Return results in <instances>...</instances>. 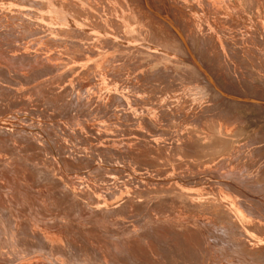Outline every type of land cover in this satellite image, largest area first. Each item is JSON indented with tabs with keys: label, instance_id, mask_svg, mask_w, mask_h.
Masks as SVG:
<instances>
[{
	"label": "rangeland",
	"instance_id": "rangeland-1",
	"mask_svg": "<svg viewBox=\"0 0 264 264\" xmlns=\"http://www.w3.org/2000/svg\"><path fill=\"white\" fill-rule=\"evenodd\" d=\"M255 1L0 0V165L17 154L55 174L59 187H66L61 190L67 189L64 204L56 209L61 215H68L76 204L72 196H79L92 211L103 202L114 209L127 199L143 202L146 210L151 206L157 220L150 219L146 210L125 214L114 210L102 221L104 229L125 236L118 230L126 224L128 232L140 230L146 235L154 226L177 248L175 264H264V106L224 98L207 86L206 76L191 63L203 62L225 93L264 102V0ZM147 4L157 7L165 20ZM42 124L44 130L39 128ZM14 131L17 140L10 138ZM19 171L47 200L51 192L47 185L39 187L36 178L22 167ZM79 213L78 219L87 218L81 216L82 210ZM180 214L183 221L177 219ZM247 219L253 224L246 225ZM176 227L192 233V228L201 227L206 240L200 259L189 235ZM221 227L229 237L244 242L242 249L220 242ZM132 234L126 237L136 235ZM181 238L186 250L192 248V260L178 255ZM14 250L8 247L5 252L12 256ZM212 252L219 254L215 258ZM86 261L81 264L90 263Z\"/></svg>",
	"mask_w": 264,
	"mask_h": 264
},
{
	"label": "bare ground",
	"instance_id": "bare-ground-1",
	"mask_svg": "<svg viewBox=\"0 0 264 264\" xmlns=\"http://www.w3.org/2000/svg\"><path fill=\"white\" fill-rule=\"evenodd\" d=\"M250 1V0H249ZM253 1V0H251ZM254 2H256L254 0ZM214 3V2H213ZM264 3V2H263ZM252 4V3H251ZM168 6V5H167ZM236 6V5H235ZM154 8V7H153ZM157 8V7H156ZM156 8H154L156 10ZM210 8V7H209ZM212 8V7H211ZM239 8V7H238ZM197 9V8H196ZM214 9V8H213ZM242 10L243 9H239ZM157 11V10H156ZM245 11V9H244ZM173 12V11H172ZM246 12V11H245ZM154 13V12H153ZM157 13L159 14V12L157 11ZM155 14V13H154ZM244 14V13H243ZM156 15V14H155ZM157 17L161 18L162 20H165L161 14L156 15ZM223 19V18H222ZM225 19V18H224ZM172 22V21H171ZM246 22V21H245ZM172 28L173 30H175L174 32L179 35L182 38V34L176 30L177 28L174 27V25L170 22H167ZM261 23V22H260ZM264 23V22H263ZM261 25V24H260ZM263 25V24H262ZM237 26V25H236ZM245 26V25H244ZM247 27V26H246ZM259 27V26H258ZM176 28V29H174ZM248 28V27H247ZM253 29V28H252ZM181 31V30H180ZM183 32V31H182ZM141 34V33H140ZM252 35V34H251ZM251 38V37H250ZM253 38V37H252ZM255 38V37H254ZM249 39V38H248ZM183 40V39H182ZM255 40V39H253ZM258 42V41H257ZM252 44V43H251ZM259 45V44H258ZM252 46V45H250ZM252 49H254L252 47ZM264 50V49H263ZM257 51V50H256ZM253 52V51H252ZM264 53V52H263ZM251 54H255V49L254 52ZM258 54V52H257ZM260 54V52H259ZM264 55V54H262ZM5 56V55H4ZM197 59V58H196ZM248 59V58H247ZM257 60V59H256ZM186 61V59H185ZM198 61V60H197ZM258 61V60H257ZM192 64H194V66L197 68V70L200 72V74L202 76H206L207 80L210 82V88L215 92H218L219 94H221L224 98L231 100V101H235V102H241V103H255L261 106H264V102L262 101H258L255 99H250V98H241L238 96H233L230 94H227L223 91V89H220V84L218 82L215 81V79L213 80L212 76L210 75L209 71L207 70L205 64H203V62H191ZM259 64V63H258ZM258 66V65H257ZM1 74V73H0ZM114 74V73H113ZM10 76V75H9ZM163 77V76H162ZM196 78V77H195ZM22 79V78H21ZM161 80V79H160ZM215 81V82H214ZM2 86V85H0ZM195 86V85H194ZM198 89V88H197ZM226 90V89H225ZM196 92V90H195ZM18 94V92H17ZM15 94V95H17ZM154 97V95H153ZM170 97V96H169ZM1 99V98H0ZM153 99V98H152ZM141 100V99H140ZM26 101V100H24ZM7 103V102H6ZM6 103L4 105H6ZM20 103V107H21V103ZM97 103V102H96ZM82 104V103H81ZM135 105V104H134ZM7 106V105H6ZM10 106H13L12 104ZM25 106V105H24ZM132 106V105H131ZM140 106V105H139ZM150 106V105H148ZM121 107V106H120ZM152 107V105H151ZM8 108V107H7ZM10 108L6 109L5 112H7ZM14 109V107H13ZM25 109V107H24ZM20 109L16 110L19 111ZM27 110V108L25 109V111ZM22 111V109H21ZM33 112V110H30ZM79 111V110H78ZM82 111V110H81ZM139 111V110H138ZM23 112V111H22ZM38 112V111H37ZM83 112V111H82ZM12 113V112H11ZM17 113V112H16ZM35 113V112H34ZM65 113V112H63ZM79 113V112H76ZM67 114V113H66ZM18 115V114H17ZM34 115V114H33ZM32 115V117H33ZM37 115V114H36ZM35 115V116H36ZM83 115V114H81ZM12 116V115H11ZM10 116V118H11ZM28 116V115H27ZM25 116V118L27 117ZM31 117V116H29ZM66 116L65 118L67 119ZM106 117V116H105ZM9 118V120H11ZM15 118V116H14ZM20 117H18L19 119ZM41 118V117H39ZM162 118V117H160ZM21 119V118H20ZM28 119V118H26ZM24 119V120H26ZM35 119V118H34ZM102 119V118H101ZM106 119V118H105ZM126 119V118H125ZM14 120V119H13ZM17 120V119H16ZM22 120V119H21ZM82 119H80L81 121ZM145 120V119H144ZM12 121V120H11ZM18 121V120H17ZM27 121V120H26ZM64 121V120H63ZM125 121V120H124ZM133 121V120H132ZM3 122V121H2ZM10 122V121H9ZM19 122V121H18ZM41 122V120H40ZM78 122V121H77ZM142 122V121H141ZM26 122H23V124ZM34 123V122H33ZM45 123V122H43ZM50 123V122H49ZM67 123V121H64V124ZM76 123V122H75ZM84 123V120H83ZM131 123V121H130ZM145 123V122H144ZM147 123V122H146ZM8 124V123H6ZM16 124V123H15ZM36 124H40L37 123ZM63 124V122H62ZM63 124V125H64ZM12 125V124H11ZM24 125V126H25ZM35 124H33L34 126ZM43 126L39 125L42 129L44 127V124H42ZM47 125V124H46ZM50 125V124H49ZM66 125V124H65ZM64 125V126H65ZM18 126V124H17ZM23 126V125H22ZM36 126V125H35ZM51 126V125H50ZM67 126V125H66ZM65 126V127H66ZM70 126V124H69ZM68 126V127H69ZM111 126V125H110ZM135 126V125H134ZM67 127V128H68ZM72 127V126H71ZM74 127V126H73ZM88 127V126H87ZM46 128V126L44 127ZM75 128H77L75 126ZM74 128V129H75ZM89 128V127H88ZM129 128V127H128ZM2 129V128H1ZM154 129V128H153ZM14 130V128H13ZM44 130V129H43ZM47 130V129H46ZM73 130V129H72ZM77 130V129H75ZM132 130V129H131ZM130 130V131H131ZM10 133L11 131L8 130ZM5 131V132H8ZM68 131H71L70 127L68 129ZM67 131V132H68ZM124 131V129H123ZM133 131V130H132ZM146 131V130H145ZM13 132V131H12ZM49 132V130L47 131ZM91 132V131H89ZM125 132V131H124ZM164 132V131H163ZM162 132V133H163ZM69 133V132H68ZM146 133V132H145ZM5 134V133H2ZM9 134V133H8ZM6 134V135H8ZM14 133L10 135V138H12L13 140H17L15 139V135H19V134H15ZM66 134V132H65ZM94 134V133H91ZM89 136V134H87ZM12 136V137H11ZM111 136V135H110ZM151 136V134H150ZM156 136V135H155ZM158 136V135H157ZM156 136V137H157ZM23 137V136H22ZM168 137V136H167ZM17 138V137H16ZM65 138V137H63ZM71 138V137H70ZM69 138V139H70ZM94 138V137H93ZM118 138V137H117ZM163 138V137H162ZM67 139V138H66ZM89 139V138H88ZM112 139V138H111ZM161 139V138H160ZM20 140V139H19ZM56 140V139H55ZM153 140V139H152ZM155 140V139H154ZM2 141V140H1ZM22 142V140H20ZM19 141V142H20ZM70 141V140H68ZM67 141V142H68ZM87 141V140H86ZM108 141V140H107ZM136 141V140H135ZM13 142V141H12ZM18 142V141H17ZM18 142V143H19ZM71 142V141H70ZM103 142V141H102ZM141 142V141H140ZM156 142V141H155ZM69 143V142H68ZM67 143V144H68ZM88 143V142H87ZM96 143V141H95ZM112 143V142H111ZM125 143V142H124ZM169 143V142H168ZM52 144H54L52 142ZM66 144V142L64 143ZM98 144V143H97ZM104 144V143H103ZM113 144V143H112ZM129 144V143H128ZM70 145V144H69ZM77 145V144H76ZM82 145V144H81ZM78 145V146H81ZM86 145H91L92 144H86ZM132 145V144H130ZM181 145V144H180ZM75 146V145H74ZM99 146V145H98ZM96 146V147H98ZM103 146V145H102ZM105 146V145H104ZM103 146V147H104ZM109 146V145H108ZM113 146V145H112ZM142 146V145H140ZM145 146V145H143ZM66 147V146H65ZM73 147V146H72ZM85 147V144H84ZM101 147V143L100 146ZM122 147V146H121ZM131 147V146H128ZM3 148V147H2ZM83 148V145H82ZM86 148V147H85ZM93 148V147H92ZM109 148V147H108ZM115 148V147H114ZM112 148V149H114ZM149 148V147H148ZM6 148H4V152L7 151L5 150ZM23 149V148H22ZM43 149V148H42ZM61 149V147H60ZM127 150V148H125ZM56 150V149H55ZM72 152V149H70ZM107 150V149H106ZM125 150V151H126ZM134 150V148H133ZM148 151V149H146ZM29 153L31 154V152L28 149ZM25 151V152H28ZM41 151V150H40ZM44 151V149H43ZM42 151V152H43ZM69 151V150H68ZM67 151V152H68ZM80 151V150H79ZM92 150H90L91 152ZM119 151V150H118ZM131 151V150H130ZM35 152V151H34ZM33 152V153H34ZM81 152V151H80ZM84 152V151H83ZM89 152V150H88ZM94 152V151H93ZM109 152V151H108ZM133 152V151H132ZM32 153V154H33ZM35 153H39V152H35ZM54 153V151H53ZM57 153V151H56ZM86 153V152H85ZM85 153L84 156H85ZM92 153V152H91ZM98 153V152H97ZM97 153H94L95 155H97ZM105 153V152H104ZM121 153V152H120ZM14 154V153H12ZM40 154V153H39ZM87 154V153H86ZM92 154V155H94ZM99 154V153H98ZM106 154V153H105ZM104 154V156H105ZM109 156L113 155L108 153ZM38 154H33V156H37ZM42 155V153H41ZM71 154L69 153V156ZM91 155V159H95L94 156L92 157ZM31 156V155H30ZM63 156L65 157V154H63ZM90 156V155H87ZM86 156V157H87ZM98 156V155H97ZM131 156V155H130ZM129 156V157H130ZM133 156V154H132ZM154 156V155H153ZM46 157V155H45ZM62 157V155H61ZM78 158L80 157L79 155L77 156ZM75 158V163L76 160L78 161V158ZM14 159L12 160H7L6 162H3L2 165H0V264H81L82 262L88 260L90 261L89 264H175L174 263V258L177 255V248L173 247L171 245V241L168 240V238H170L168 235H165L164 232L160 233L158 231L155 230L154 226H150L149 229L150 231L145 235L144 233H139V231L136 232V230H131L128 232V229L130 228L129 226L124 225L123 228L119 229L118 231L127 234H131L132 235L136 234L134 237H126L125 236H116L117 233H115L116 235L111 234L112 230L110 229V231L107 232L106 229H104V225L102 222L105 218L107 219V217H111L113 214V211L115 210V212H117V210H119L121 213L125 214L126 212L129 211H137L138 209L140 211L142 210H146V208L143 205V202H136L134 201V204L132 203L131 199H127V203L129 201V204H121L118 207L114 208V209H108L106 206L107 202H103L105 205H100L97 206V208L95 209V211H92L90 206L86 205V203L84 201H82L81 199H79L78 197H70L71 199H73L76 204H74V206H70L72 209H70L68 215L64 214L61 215L58 213V211L56 209H59L60 206H62L64 204V202L62 203L61 201L64 200L67 196L65 195L67 192V189L65 190H61L63 188H60L59 186L61 185V183L57 180V178H55V174L54 176L52 175V173L46 169V168H40L38 167V165H35L31 162H28L25 157L21 156V155H17L14 154ZM40 158V157H39ZM63 158V157H62ZM74 158V156L72 157ZM102 158V157H101ZM106 158V157H105ZM118 158V156H117ZM136 158V157H135ZM44 159V158H43ZM64 159V158H63ZM83 159V158H82ZM99 157H97V162ZM107 159V158H106ZM133 159V158H132ZM66 160V158H65ZM71 160V159H70ZM108 160V159H107ZM106 160V161H107ZM136 160H138L136 158ZM147 160V159H146ZM243 160V159H242ZM49 161V160H48ZM84 161V160H83ZM105 161V162H106ZM111 161V159H110ZM109 160L108 162L111 163ZM72 162V161H71ZM79 162V161H78ZM86 162V161H85ZM94 162V161H93ZM96 162V163H97ZM101 162V159H100ZM159 162V161H158ZM68 163V161H67ZM84 163V162H83ZM89 163V162H88ZM165 163V162H164ZM79 164V163H78ZM78 164H75L77 166H79ZM91 164V163H90ZM106 164V163H105ZM180 164V163H179ZM12 165V166H11ZM74 165V163H73ZM74 165V166H75ZM82 165V163H81ZM89 165V164H88ZM95 165V162L92 166ZM99 165V164H98ZM72 166V165H71ZM73 166V168H74ZM84 166V165H83ZM118 166V165H117ZM116 166V168H117ZM22 167L25 171L26 174H28L31 178H36L37 181L35 183V185H39V187H41V185H47V190L51 191L48 194V198L47 200H43L40 197V190H36L35 188H32L31 185L29 183H26V176H19L21 173L19 171V168ZM81 167V166H80ZM96 167V166H94ZM114 167V166H113ZM255 167V166H254ZM18 169V170H17ZM63 169V168H62ZM61 169V170H62ZM87 169V168H86ZM94 169V168H93ZM96 169V168H95ZM118 169V168H117ZM22 170V169H21ZM77 170H79V168H77ZM82 171V169H80ZM105 170V169H104ZM110 170V169H108ZM115 170V167H114ZM15 171V172H14ZM19 171V172H18ZM69 171V170H67ZM72 171H75V169H73ZM80 171V172H81ZM23 172V171H22ZM65 172V171H64ZM105 172V171H104ZM70 173V172H69ZM87 173V172H86ZM89 173V172H88ZM60 174V173H59ZM71 174V173H70ZM85 175V174H84ZM91 174H89L90 176ZM102 175V174H101ZM107 175V173H106ZM218 175V174H217ZM77 175H75L76 177ZM87 176V175H86ZM105 176V175H104ZM74 177V178H75ZM79 177V174H78ZM81 177V176H80ZM83 177V176H82ZM220 177V176H219ZM91 178V177H90ZM132 178V177H131ZM131 178H129L130 180H132ZM136 178V177H135ZM134 178V179H135ZM62 179V178H60ZM76 179V178H75ZM110 179V178H109ZM78 180V178H77ZM86 180V179H85ZM94 180V179H93ZM129 180V182H130ZM139 180V179H137ZM76 181V180H75ZM90 181V180H89ZM87 181V182H89ZM127 181V179H126ZM79 181H76V183ZM133 182V181H132ZM141 182V181H139ZM145 182V181H144ZM65 183V182H63ZM70 183V182H69ZM68 183V184H69ZM72 183V182H71ZM70 183V184H71ZM75 183V184H76ZM92 183V182H90ZM127 183V182H126ZM159 183V182H158ZM134 184V183H133ZM144 184V183H143ZM156 184V183H155ZM67 185V184H66ZM84 185V183L82 184ZM81 184L79 185L82 186ZM94 185V184H92ZM90 185V188H92L93 186ZM124 185V184H123ZM132 185V184H131ZM135 185V184H134ZM68 186V185H67ZM74 186V185H73ZM78 186V185H77ZM86 186V185H85ZM92 186V187H91ZM114 186V185H113ZM121 186V185H120ZM130 186V184H129ZM128 186V187H129ZM137 186V185H136ZM187 186V185H186ZM69 187V186H68ZM102 187V186H101ZM109 187V186H108ZM126 187V186H125ZM128 187L126 189H128ZM139 187V186H138ZM137 187V188H138ZM174 187V186H173ZM184 187V186H182ZM181 187V188H182ZM49 188V189H48ZM78 189V187H76ZM75 188V189H76ZM86 188V187H85ZM98 188V187H96ZM100 188V187H99ZM111 188V187H110ZM120 188V187H119ZM118 188V189H119ZM123 188V187H122ZM133 188V187H132ZM69 189V188H68ZM71 189V187H70ZM95 189V188H94ZM106 189V188H105ZM131 189V188H130ZM159 189V188H158ZM203 189V188H202ZM232 189V188H231ZM82 190V188H81ZM111 190V189H110ZM75 191V190H74ZM85 191V189L83 190ZM88 191V190H87ZM93 191V192H92ZM92 191L90 192V196L93 193L94 194V190L92 189ZM97 191V190H96ZM127 191V190H126ZM125 191V193H126ZM200 191V190H199ZM78 192V191H77ZM100 192V191H99ZM121 192V191H120ZM174 192V189L173 191ZM181 192V191H180ZM179 192V193H180ZM194 192V191H193ZM202 192V191H201ZM221 192V191H220ZM175 193V192H174ZM177 193V192H176ZM182 193V192H181ZM223 193V191L221 192ZM38 194V195H37ZM70 194V193H69ZM74 194V192H73ZM79 194V193H78ZM82 194V193H80ZM85 194V193H84ZM183 194V193H182ZM186 194V193H185ZM194 194V193H193ZM201 195V193H199ZM229 194V193H228ZM77 195V194H76ZM97 195V193H96ZM99 195V194H98ZM114 195V194H113ZM117 195V194H116ZM130 195V194H129ZM174 195V194H173ZM176 195V194H175ZM181 195V194H179ZM190 195V194H189ZM223 195V194H222ZM119 196V194L117 195ZM178 197V195H176ZM186 196V195H184ZM188 196V195H187ZM192 196V194L190 195ZM81 197V196H80ZM124 197V196H123ZM129 197V196H128ZM126 197V198H128ZM173 197V196H171ZM170 197V198H171ZM227 197V196H225ZM67 198V199H70ZM87 198V197H85ZM91 198V197H90ZM98 198V197H97ZM106 198V196L103 198L102 201H104ZM119 198V197H118ZM154 198V197H152ZM152 198H150L152 200ZM157 198V197H156ZM179 199H182L180 197H178ZM234 198V197H233ZM252 198V197H251ZM92 199V198H91ZM114 199V198H113ZM161 199V198H160ZM158 198V200H160ZM166 199V198H165ZM96 200V199H94ZM99 200V199H97ZM124 200V199H123ZM148 200V199H147ZM155 200V198L153 199ZM253 200V199H252ZM101 201V199H100ZM106 201V200H105ZM141 201V200H140ZM146 201V200H145ZM144 201V202H145ZM150 201V200H149ZM226 201V200H224ZM262 201V200H261ZM231 202V201H230ZM240 201L235 202L239 203ZM263 202V201H262ZM68 203V202H67ZM72 203V201H71ZM98 203V202H97ZM116 203V202H115ZM118 203V202H117ZM120 203V202H119ZM222 203V202H221ZM234 203V202H233ZM257 203V202H255ZM264 203V202H263ZM231 204V203H230ZM229 204V205H230ZM254 204V203H253ZM70 205V204H68ZM72 205V204H71ZM124 205L122 208L121 206ZM181 205V203L179 204ZM264 205V204H263ZM50 206H53L54 208H51ZM65 206H67L65 204ZM114 206V205H113ZM111 206V207H113ZM176 206V205H175ZM225 206V205H224ZM251 206V205H250ZM149 209H151V206H148ZM151 207V208H150ZM169 206H165V208H168ZM179 207V206H178ZM182 207V205L180 206ZM208 207V206H207ZM230 207V206H229ZM232 207V204H231ZM260 207V206H259ZM83 208V209H82ZM155 208V207H154ZM233 208L236 209V206ZM264 208V207H263ZM148 209V210H149ZM169 209V208H168ZM167 209V210H168ZM189 208H187L186 210H188ZM232 209L234 212L237 210ZM66 210V209H64ZM64 210L61 209V211L64 212ZM66 210V211H67ZM79 210H82V215L81 216H87V218L83 219H78V215ZM86 210H88L89 213H86ZM146 210V215L149 214L150 219H154V214L151 212V210ZM157 210V209H156ZM166 210V212H168ZM173 210V209H172ZM191 211V209H189ZM193 210V209H192ZM227 210V209H226ZM60 211V210H59ZM185 211V210H184ZM195 211V209L193 210ZM239 211V210H237ZM264 211V210H262ZM139 212V211H137ZM162 212V211H160ZM174 212V211H171ZM241 212V211H240ZM144 213V214H145ZM200 213V212H199ZM198 213V214H199ZM242 213V212H241ZM137 214V213H136ZM158 214V213H157ZM193 214V213H191ZM236 216H242V214L240 215V213H236ZM121 215V214H120ZM130 215V214H129ZM139 215V214H138ZM141 215V213H140ZM162 215V214H161ZM204 215V214H203ZM201 215V216H203ZM114 216V215H113ZM118 216V215H115ZM114 216V217H115ZM122 216V215H121ZM134 216V215H133ZM132 216V217H133ZM145 216V215H144ZM199 216V215H198ZM197 216V218H198ZM207 216V215H206ZM76 217V218H75ZM126 217H128L126 215ZM125 217V218H126ZM131 217V215L129 216ZM128 217V218H129ZM135 217V216H134ZM213 217V216H212ZM242 217L245 218V216L243 215ZM116 218V217H115ZM141 218V217H140ZM165 218L162 216V219ZM188 218V217H186ZM215 218V217H214ZM247 218V217H246ZM85 219V221H83ZM86 219H88L86 221ZM90 219V221H89ZM135 219V218H134ZM133 219V220H134ZM139 219V218H137ZM143 219V218H141ZM148 219V218H146ZM156 219V218H155ZM176 219V218H175ZM178 220L183 221V216L180 214L177 216ZM110 220V218H109ZM157 220V219H156ZM193 220V219H192ZM201 220V219H200ZM246 220V219H245ZM250 220V219H249ZM122 222L123 225V220L120 218L116 219V222ZM137 221V220H136ZM141 221V220H140ZM163 221V220H162ZM111 222V221H109ZM139 222V221H138ZM165 222V221H163ZM216 222V221H215ZM248 222V219L246 221V223ZM252 222V221H251ZM250 222V223H251ZM103 224V226H101V224ZM115 223V222H114ZM127 223V222H124ZM135 223V221H134ZM160 223V222H159ZM208 223V222H207ZM229 223V222H228ZM245 223V222H244ZM247 223L246 225L250 224ZM112 222L110 224L111 228H112ZM116 224V223H115ZM130 224V222L128 223ZM136 224V223H135ZM165 224V223H163ZM162 224V225H163ZM167 224V223H166ZM184 224V223H183ZM253 224V222L251 223ZM250 224V225H251ZM255 224V223H254ZM114 225V224H113ZM118 225V224H117ZM116 225V226H117ZM121 225V227H122ZM211 225V224H210ZM243 225V223H242ZM257 225V224H256ZM133 226V225H132ZM139 226V225H138ZM161 226V225H159ZM205 225H203L204 227ZM244 226V225H243ZM129 227V228H128ZM174 230L173 225L170 226ZM202 227V226H201ZM200 227V228H201ZM245 227V226H244ZM248 227V226H246ZM245 227V228H246ZM252 227V226H250ZM116 228V227H114ZM135 228V227H134ZM140 228V227H139ZM177 228V227H176ZM192 228V227H191ZM197 229V228H192V230H195V233H192L190 231V229L188 228H184V229H179L177 228L178 231H181L182 233L188 234L189 238L187 239L188 242L190 243V245L194 246L193 248L196 249L197 253H199L198 258L200 259V255L201 252L200 250L203 249V245L205 242V236L202 234L201 229ZM132 229V228H131ZM165 231L164 228H161ZM167 229V228H166ZM214 229V227H213ZM134 231V232H133ZM146 232V231H145ZM151 232L153 233V235L151 236ZM169 232H170V228H169ZM175 232V231H174ZM208 232V231H207ZM219 235H220V242L227 244L228 246L231 247H236V248H240L242 249V247L244 246V242H237L236 240H234V238L229 237V233L228 230L224 227H221V230L218 231ZM108 233V234H107ZM113 233V232H112ZM179 233V232H178ZM218 234V233H217ZM119 235V234H118ZM130 236V235H129ZM179 236V235H177ZM204 236V238H203ZM208 236V235H207ZM211 237H213L211 235ZM210 237V238H211ZM229 237V238H227ZM210 240V239H209ZM181 246H180V254H178L183 260L189 259L192 260L193 258V250L192 248H187V250L185 249L184 246V242L185 239L181 238ZM214 241V240H213ZM216 241V240H215ZM239 241V240H238ZM211 242V240H210ZM179 243V242H178ZM177 243V244H178ZM186 243V242H185ZM216 243H218V241H216ZM252 245V244H251ZM217 247H221V245H216ZM212 247V248H217V247ZM264 246V245H263ZM8 247H14L15 250L12 253V256H8L7 253L5 252V249ZM211 247V246H210ZM245 248V247H244ZM262 248V247H261ZM155 250L158 254L160 255H164L160 256V255H156L152 250ZM220 249V248H219ZM256 249V248H255ZM218 251V250H217ZM243 251V250H242ZM260 251V250H258ZM215 252V251H214ZM213 253L214 257L217 256V254H219V252ZM225 252V251H224ZM248 252L250 253V251L248 250ZM240 253V252H239ZM216 254V255H215ZM245 254V253H244ZM223 255V254H220ZM236 255V254H235ZM42 256H50L51 259H48L47 261H43V259L41 258ZM210 256V255H209ZM225 256V255H224ZM262 256V255H261ZM28 257V258H27ZM213 257V256H212ZM216 258V257H215ZM25 259V260H24ZM181 259V260H182ZM214 260V259H213ZM223 260V259H222ZM203 261V260H202ZM260 262V260H258ZM87 262V261H86ZM214 262V261H213ZM215 262H217V260H215ZM212 263V262H211ZM178 264V263H177ZM257 264V263H256Z\"/></svg>",
	"mask_w": 264,
	"mask_h": 264
},
{
	"label": "water",
	"instance_id": "water-1",
	"mask_svg": "<svg viewBox=\"0 0 264 264\" xmlns=\"http://www.w3.org/2000/svg\"><path fill=\"white\" fill-rule=\"evenodd\" d=\"M147 7H148L152 12H154L156 15L159 16V14H158L157 11L153 8V6H150V5L147 4Z\"/></svg>",
	"mask_w": 264,
	"mask_h": 264
}]
</instances>
